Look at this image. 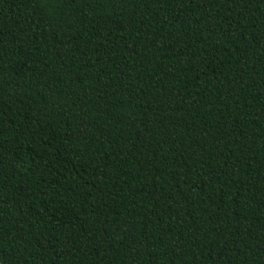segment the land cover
Listing matches in <instances>:
<instances>
[{
    "label": "trees",
    "instance_id": "obj_1",
    "mask_svg": "<svg viewBox=\"0 0 264 264\" xmlns=\"http://www.w3.org/2000/svg\"><path fill=\"white\" fill-rule=\"evenodd\" d=\"M0 264H264V0H0Z\"/></svg>",
    "mask_w": 264,
    "mask_h": 264
}]
</instances>
